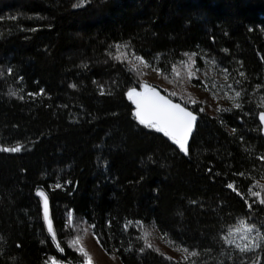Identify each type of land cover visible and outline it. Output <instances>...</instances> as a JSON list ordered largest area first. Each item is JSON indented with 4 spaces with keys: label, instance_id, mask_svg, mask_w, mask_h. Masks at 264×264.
I'll use <instances>...</instances> for the list:
<instances>
[{
    "label": "trees",
    "instance_id": "1",
    "mask_svg": "<svg viewBox=\"0 0 264 264\" xmlns=\"http://www.w3.org/2000/svg\"><path fill=\"white\" fill-rule=\"evenodd\" d=\"M144 65L199 115L186 152L135 115ZM262 110L264 0H0V264H94L87 227L123 264H264L233 237L264 235Z\"/></svg>",
    "mask_w": 264,
    "mask_h": 264
},
{
    "label": "rangeland",
    "instance_id": "2",
    "mask_svg": "<svg viewBox=\"0 0 264 264\" xmlns=\"http://www.w3.org/2000/svg\"><path fill=\"white\" fill-rule=\"evenodd\" d=\"M143 71L147 80L150 82L149 85H145V88L150 86H156L158 84H164L163 78L160 73L151 70L149 66L144 65ZM208 77V78H207ZM206 77V83L209 88L207 89H194L198 97L200 98L205 109L210 114H215L217 108L219 107L221 101L230 94V89L228 85L222 81V76L213 73L209 70ZM159 88V87H158ZM142 89V90H143ZM256 232H248L245 228H239L234 232V241L245 246L249 241H254L256 238ZM84 246L87 248L89 253V261L94 264H123L118 254L107 253L99 244L95 235L87 227L84 236Z\"/></svg>",
    "mask_w": 264,
    "mask_h": 264
},
{
    "label": "water",
    "instance_id": "3",
    "mask_svg": "<svg viewBox=\"0 0 264 264\" xmlns=\"http://www.w3.org/2000/svg\"><path fill=\"white\" fill-rule=\"evenodd\" d=\"M130 100L135 108V115L140 121L141 117L144 118L143 124L145 125H156L172 139L183 142L184 148L187 151L188 143L193 135L197 122L199 120V115L192 111L189 107L183 105L179 101L171 99L166 95L160 88L157 86H150L140 91H134L130 95ZM165 101H170L171 105H179L180 109H185L186 112L192 113L195 117L194 120H191L190 123L187 122L188 118L185 117V123L181 124L179 127L167 126L162 121H160L156 116L152 115V107L155 104H163ZM171 105L169 107L171 108ZM173 111H179L178 109H173ZM261 113H264V110L260 111L258 118L262 126V135L264 136V121L261 120ZM185 151V152H186ZM40 195L43 201V213L48 225V228L51 233H54L53 224L51 220V211H50V201L48 196L41 191Z\"/></svg>",
    "mask_w": 264,
    "mask_h": 264
},
{
    "label": "snow or ice",
    "instance_id": "4",
    "mask_svg": "<svg viewBox=\"0 0 264 264\" xmlns=\"http://www.w3.org/2000/svg\"><path fill=\"white\" fill-rule=\"evenodd\" d=\"M74 6H79V4L74 5ZM74 87V85H73ZM135 89L130 90L129 95L134 92ZM237 96L240 95L239 92L236 93ZM171 105L170 101H165L163 104H155L152 107V115L156 116L160 121H162L165 125L167 126H173V127H179L181 124L185 123V117L188 118V121L190 123L191 120H194L195 117L192 115L190 112H186L185 109H180L179 105H171V108L169 107ZM237 108L240 107L239 104L236 105ZM173 109H178L179 111H173ZM261 120L264 121V113H261ZM140 122H144V118L141 117ZM181 143V149L186 151L184 148L183 142ZM5 151L9 149H4ZM11 151L18 152L20 151L19 147H14L10 149ZM229 187H232V185H229ZM241 223H245L244 221H241ZM246 231L248 232H253L255 231L258 236H261L262 239H264V235L261 234V229L257 227L255 224H248L246 227ZM231 235V230H229V233L227 236H225V240L228 244H233V241L229 239L228 237ZM236 249L241 252V253H247L253 251L252 247H249L247 245L241 247L240 245H235ZM255 247H261L260 244H256ZM187 251V249H185ZM197 253L192 252L191 255L195 256ZM254 264V262H253Z\"/></svg>",
    "mask_w": 264,
    "mask_h": 264
}]
</instances>
